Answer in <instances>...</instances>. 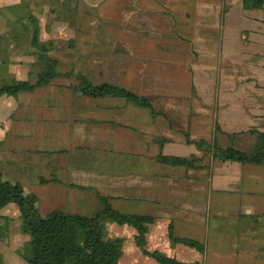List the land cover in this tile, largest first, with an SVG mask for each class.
I'll list each match as a JSON object with an SVG mask.
<instances>
[{
    "label": "crops",
    "instance_id": "crops-1",
    "mask_svg": "<svg viewBox=\"0 0 264 264\" xmlns=\"http://www.w3.org/2000/svg\"><path fill=\"white\" fill-rule=\"evenodd\" d=\"M83 1L81 7L104 10L102 15L87 16L86 8L81 9L77 17L81 38L77 68L85 69L95 84L108 82L150 98L155 111L117 96L41 95L53 82L0 96V141L8 144L9 153L24 154L22 162L6 155L16 167L10 173L16 175L15 181L11 180L38 194L43 215L56 210L92 215L106 196L120 211L153 216L149 251L159 250L183 262L264 264V164L212 159L210 163L207 151L189 142L229 144L230 135L262 129L264 94L250 121L235 113L236 99L225 93L228 81L220 78V99L203 96L207 50L209 46L218 50L216 39L223 33L228 1ZM231 2L230 6L242 5V0ZM110 9L122 15L108 16ZM124 9L134 11L128 16ZM128 17L135 24H128ZM154 22L162 31H150ZM113 23L119 31L110 32ZM186 70L188 76L180 75ZM160 155L201 160L199 167H174L162 164ZM10 210H16V216ZM13 219H21L15 204L0 208V229H9ZM171 225L176 237L200 240L205 251L174 243ZM111 231L113 237L125 238L123 258L129 244L135 264H160L137 246L136 229L114 223ZM0 237L6 244L7 236ZM28 240L24 235L21 244L0 251L2 260L23 264L19 250Z\"/></svg>",
    "mask_w": 264,
    "mask_h": 264
},
{
    "label": "rangeland",
    "instance_id": "rangeland-1",
    "mask_svg": "<svg viewBox=\"0 0 264 264\" xmlns=\"http://www.w3.org/2000/svg\"><path fill=\"white\" fill-rule=\"evenodd\" d=\"M227 1L228 5L225 8L226 22L223 24L222 29L224 37L221 35L216 39L217 52L212 51L211 46L207 50L208 82L207 87L203 91V96L206 99H220V78H222V82L228 81L226 83L228 88L225 93H231L233 96L230 99H236L234 100L236 102L235 108L237 109L235 113L242 114V118L246 117V121H250L252 112L256 113L257 111L254 108H260V102L263 99L260 94H264V13L250 8L248 5L244 6L243 2H241L242 5L230 6L232 4L231 0ZM84 3L86 2L80 0V4ZM63 7L62 0H47L46 4L45 2H40V0H20L16 4H12L11 1L9 3L8 0H0V87L15 81L28 80L36 82L38 79L37 72L40 69V64L36 55L37 49L32 47L31 41L36 23L33 22L34 20L39 21L40 39L54 42L51 55L60 61L59 70L62 73H67L73 69L74 71L79 69L77 67L81 63L76 61V55L81 48V38H79L80 32H78L76 27L77 17L80 14L78 16L76 13L73 15V11L66 12ZM85 8L86 12H88L87 16L102 15L101 10H104L103 7H85L83 5L81 7L82 11ZM52 10L55 11L53 14ZM123 11H127L129 16L134 10L124 9ZM106 14L117 18L122 15L120 11L115 12L111 9L106 11ZM129 19L128 17L127 21ZM14 21L16 23H13ZM152 22V19H148L149 24H152ZM124 23L122 22V26H125ZM127 23L132 25L135 24V21L132 19ZM153 25L154 28L150 29L151 32L162 31L159 24L154 22ZM112 31H119L117 23H113V29L110 32ZM208 41L211 43V39H208ZM187 57L188 54L185 58ZM79 70L83 74H87L85 69ZM180 75L188 76L189 74L186 70ZM52 82L51 86L42 90L43 93L41 95H45L49 99H76L77 93L73 87L77 81L74 76L62 75L55 78ZM193 97H195L193 99H197L198 95H193ZM231 122L233 125L238 126L236 120ZM8 154L18 158L19 162L23 161L24 154L18 152L9 153L8 144L5 141H0V172L5 178L15 181L13 177L16 175L12 174V176L14 175L12 177L10 173L16 167H13L14 163L10 159L8 161L5 160ZM205 157L206 161L211 163L210 156L206 155ZM24 184L22 185L24 186ZM25 186L27 187V184ZM25 190L32 192L29 189ZM43 207H41L40 211L45 210ZM9 214L16 216V210H10ZM13 220L14 223L8 227L9 229H0V236H7L6 244L5 242H0V251L7 249V246L13 249V246L21 244L24 235H27L30 240V236L22 231L21 219L19 222L15 221V219ZM112 224L114 223L109 222L107 226L109 236H112L115 232L111 231ZM0 240L3 241L2 239ZM28 241L23 243L22 246ZM126 248L127 255L124 256L122 264H135L130 252L133 250L132 246L128 244ZM21 261L23 264H28L25 260ZM2 264L12 263L8 260H2Z\"/></svg>",
    "mask_w": 264,
    "mask_h": 264
},
{
    "label": "trees",
    "instance_id": "trees-1",
    "mask_svg": "<svg viewBox=\"0 0 264 264\" xmlns=\"http://www.w3.org/2000/svg\"><path fill=\"white\" fill-rule=\"evenodd\" d=\"M243 5L264 11V0H242ZM63 9L73 11L77 16L81 11L80 0H62ZM226 11V10H225ZM55 11L52 10V14ZM32 47L36 50L40 69L36 82L15 81L0 87V96H15L21 92L33 91L46 86L62 75L73 77L77 83L75 92L90 97L117 96L124 97L138 106L155 111L152 102L146 96L108 82L95 84L87 75L71 70L62 73L59 70L60 61L51 55L53 41L40 39L39 21L34 20ZM195 52V51H194ZM198 57V53L195 52ZM193 94H196L193 87ZM264 111V104H263ZM217 132L220 126L217 123ZM231 143H213L207 140H191L201 150L207 151V156L213 161H240L264 164V112L261 128H252L235 135H230ZM162 164L174 167H199L201 158L160 155ZM101 206L92 215L52 211L43 215L40 211V200L37 194L27 192L20 182H14L0 172V208L15 204L20 211L22 231L30 236V240L19 250V254L28 264H120L124 255L125 238L108 235V223L129 225L136 229L135 242L145 254L154 258L160 264H203L202 262H183L165 252L149 251L147 235L149 226L155 221L151 215L127 213L114 208L110 197L100 199ZM169 235L174 243H182L204 252L205 244L194 238H178L174 235L173 226ZM0 264L2 257L0 255Z\"/></svg>",
    "mask_w": 264,
    "mask_h": 264
}]
</instances>
